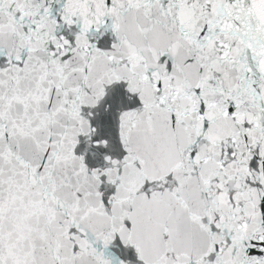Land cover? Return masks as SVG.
<instances>
[{
  "label": "snow or ice",
  "instance_id": "6c2138e0",
  "mask_svg": "<svg viewBox=\"0 0 264 264\" xmlns=\"http://www.w3.org/2000/svg\"><path fill=\"white\" fill-rule=\"evenodd\" d=\"M0 264H264V0H0Z\"/></svg>",
  "mask_w": 264,
  "mask_h": 264
}]
</instances>
